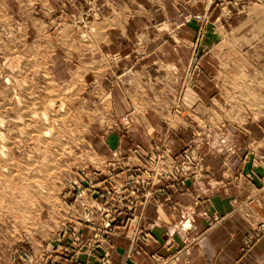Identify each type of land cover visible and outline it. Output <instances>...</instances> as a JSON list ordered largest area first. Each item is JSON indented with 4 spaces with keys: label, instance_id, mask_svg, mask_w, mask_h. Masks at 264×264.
<instances>
[{
    "label": "crops",
    "instance_id": "1",
    "mask_svg": "<svg viewBox=\"0 0 264 264\" xmlns=\"http://www.w3.org/2000/svg\"><path fill=\"white\" fill-rule=\"evenodd\" d=\"M47 1L56 16L64 9L79 15L98 8L90 18L95 31L89 41L76 39L73 25H63L53 39L55 60L62 59L74 74L81 71L85 82L111 85L107 77L113 74V117L127 115L131 121L126 130L113 121V134L106 138L113 147V170L123 164L127 175H99L95 192L101 202L105 185L126 182L130 213L113 223V234L106 237L111 264H264V118L211 129L221 132V142L211 136L199 143L204 129L196 120L209 114L208 105L221 94L219 84L251 69L260 76L245 82L261 81L264 0H253L247 10L246 0ZM162 22L178 26L174 42L167 31H157ZM193 54L200 58L188 73ZM128 68L136 78L119 83L117 75ZM188 92L203 106L183 107L180 97L188 99ZM189 142L201 149L206 175H175ZM139 148L142 154L135 151ZM154 149L160 157L152 165L156 169L147 158ZM140 170L150 173L135 175ZM141 178L142 186L134 183ZM97 222L79 227L95 232ZM85 254L79 250L75 263L83 264Z\"/></svg>",
    "mask_w": 264,
    "mask_h": 264
},
{
    "label": "rangeland",
    "instance_id": "2",
    "mask_svg": "<svg viewBox=\"0 0 264 264\" xmlns=\"http://www.w3.org/2000/svg\"><path fill=\"white\" fill-rule=\"evenodd\" d=\"M254 2L246 0L244 10ZM58 13L52 14L47 0H0V264H68L67 260L77 264L74 256L79 250L86 252L83 264H111L106 237L113 234V223L123 222L130 213L124 179L105 185L103 201H95L99 175H127L120 170L123 164L113 170V147L106 139L113 134V121L125 130L131 124L127 115L113 117L109 89L113 74L107 77L111 85L85 82L81 71V76L74 74V68L63 67L65 62L54 56L53 39L60 36L63 25H73L75 38L89 41L98 8L91 6L79 15L66 9ZM168 26L162 22L156 29L167 31L174 42L178 26ZM199 58L192 55L188 73ZM132 70H123L116 80L122 84L133 80ZM256 73L251 69L229 79L224 87L218 85L221 94L208 105L209 114L198 113L196 120L204 132L198 134L197 143L211 136L221 142V132L211 129L243 127L264 118V75L260 82H245L260 76ZM184 85L185 91L189 79ZM187 97H180L183 107L189 109L193 102L195 107L202 105L193 101V94L188 92ZM197 143H187L180 152L175 175H206ZM142 150L135 149L139 154ZM154 150L147 157L151 167L160 159ZM148 173L140 170L135 175ZM134 183L146 182L141 178ZM96 219L95 232L84 233L79 227Z\"/></svg>",
    "mask_w": 264,
    "mask_h": 264
},
{
    "label": "built area",
    "instance_id": "3",
    "mask_svg": "<svg viewBox=\"0 0 264 264\" xmlns=\"http://www.w3.org/2000/svg\"><path fill=\"white\" fill-rule=\"evenodd\" d=\"M180 170H181V167H180Z\"/></svg>",
    "mask_w": 264,
    "mask_h": 264
}]
</instances>
